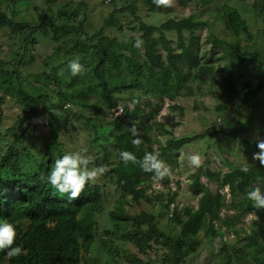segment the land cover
Wrapping results in <instances>:
<instances>
[{
  "label": "trees",
  "instance_id": "trees-1",
  "mask_svg": "<svg viewBox=\"0 0 264 264\" xmlns=\"http://www.w3.org/2000/svg\"><path fill=\"white\" fill-rule=\"evenodd\" d=\"M22 1L0 0V31H7L13 43L20 35H26L21 46L24 52L28 48L32 51L42 37L55 42L71 38V35L75 38L62 55L58 47L46 57L41 73L29 75L43 86L44 93L37 95L27 92L21 82L25 78L20 69L35 62L33 54L27 59L22 55L6 60L3 50H0V218L16 225L18 235L13 246L20 244L27 250L25 255L16 258L3 257L5 252L0 251V264H64L77 257L81 249L87 251L96 243V216L103 202L105 185L90 182L81 195L69 203L67 197L47 185L42 176L47 175L55 158L71 149L78 150L81 141L73 134L64 135L66 130H75L87 137L89 154L95 157V152L100 148L96 150L93 147L98 127L105 126L111 128L109 152L114 154L111 155L114 156L113 166L106 175L131 200L130 203L125 197L120 198L118 205L108 215L110 221L114 222L116 233L120 232L123 237L119 240L133 239L140 251L148 253L153 243L157 246L156 251L159 250L156 239H165L167 246L171 245L172 253H162V261L187 264L183 260L186 255L183 249L207 224L204 234L208 238L220 236L222 228L231 229L235 234H245L242 246L234 250L237 263L264 264V209H254L252 203L244 198V194L254 187L264 191V168L260 167L258 161L242 165L249 168L247 173L239 171L240 166L224 174L211 175V182L217 185L214 192L200 182L202 168L196 169L191 174L189 188L200 194L197 208L185 207L184 218L174 212V221L179 226L175 238L159 231L152 214L146 211L139 214L125 213L124 204L150 201L143 185L156 177L153 173L143 172L139 164L129 162L125 165L118 160V153L122 150L134 153L138 160L145 152H158L159 158L170 165L175 161L172 153L181 147L193 141L205 142L216 135V131L211 128L195 137L171 138L166 145L159 146L157 152L152 147L154 143L150 136L154 129L163 134L168 132L155 120L164 99L191 95V84L200 88L205 84L213 87L219 83L231 88L233 84L227 79V72L252 75L244 78L237 89L239 107H246L247 114L238 121L237 127L230 129V139L245 143L238 133L249 129L256 114L255 109L264 107V45L256 43L249 23L251 21L237 5L252 1L250 11L254 18H260V38H263L264 0H222L216 18L222 21L224 29L235 40L226 42L209 34L205 39L210 48L207 60L200 58L199 44L193 37L196 30L205 27V22L194 14L178 19L168 18L160 25H150L138 15L140 10L136 6L137 0H130L129 5L113 9L103 20L100 31L89 35L83 30L87 20L85 16L77 25L64 22L57 25L51 16L35 7L34 11L38 10L42 17L38 13L32 17L34 23H28L19 10ZM116 1L112 0V3ZM177 1L184 9L186 1ZM216 1L220 0H200L198 4L205 7ZM145 5L146 15L165 14L171 10L169 7H157L153 0L145 1ZM76 12L69 15L63 9L60 16L67 17L69 22L75 19ZM128 12L131 20L124 25V30L129 34L125 42L118 43L115 37L108 38L102 33L115 25L117 14ZM49 31L51 39L48 38ZM169 34L176 37L175 47L167 37ZM186 35L190 36L186 38ZM137 39L142 41L139 48L144 60L137 58L138 50L133 46ZM77 59L83 71L72 76L67 65L69 61ZM2 74L5 76L1 78ZM13 79L16 80L15 85ZM137 93H150L157 98V105L146 112L149 103L140 104L139 98L135 97ZM51 95L54 99H51ZM90 96H95L97 100L90 102ZM118 101L131 103L132 109L126 114L131 117V125H135L137 135L142 140L140 145L131 143L134 138L129 130L131 127L123 126L122 119L116 118L113 123H108L102 116L105 108L116 107ZM6 108L17 112L10 126L5 125ZM216 110L222 112L226 107L217 105ZM6 139L10 141L5 142ZM107 154L103 152V155ZM161 180L166 182L167 177ZM224 188L228 190V202L221 193ZM226 209L234 213L221 216ZM248 214L253 217L249 232L234 229ZM216 224L220 229L215 228ZM111 237V231L104 229L100 242L106 244V240ZM192 243L199 244L194 240ZM108 253L111 254L109 250ZM130 262L150 264L135 255L130 258Z\"/></svg>",
  "mask_w": 264,
  "mask_h": 264
},
{
  "label": "rangeland",
  "instance_id": "rangeland-1",
  "mask_svg": "<svg viewBox=\"0 0 264 264\" xmlns=\"http://www.w3.org/2000/svg\"><path fill=\"white\" fill-rule=\"evenodd\" d=\"M145 1L147 0H137L136 6L138 10H140L138 15H140L147 24L160 25L167 21L168 18L178 19L189 16V14H194L205 22V27L196 30L193 34V37L197 39L199 44L201 59L207 60L210 53L209 44L205 41L209 34L223 39L226 42L235 40V38L230 36L224 29L222 21L216 18V16H219L222 0L214 3L212 2L205 7L198 4L200 0H184L186 1L184 9H181L177 0H171V6L169 7L171 10L168 13L149 15H146L144 11V7L146 6ZM129 3L130 0H117L114 3H112V0H23L20 3L19 10L22 11L23 18H25L28 23H34L32 21L34 18L32 17L38 15V13L42 17L41 13L37 12L38 10L34 11L35 7H38L39 10L51 16L57 25L63 22L70 25H77L78 21L85 16L87 20H85L86 24L83 30L89 35H94L97 31H100L103 20L108 17L113 9L127 6ZM251 3L252 1H249V3L237 6L244 13L243 15L251 21L249 23L252 26V33L256 43L258 45H264V37L260 38V18L258 16L254 18L250 11ZM63 9H65L69 15L77 10L75 19L67 22V17H61L60 12ZM116 18L115 25L110 29L103 30L102 33L108 38L115 37L118 43H122L125 42L126 38L129 36L124 30V25L131 20V16L128 12L125 14H117ZM8 36L7 31H0V50H3V57L8 60L14 57L17 58L18 56L22 57L23 55L25 59H27L29 55L33 54L35 62L20 69L22 76L25 78L21 79V82L27 92L35 95L44 93L43 86H41L40 83L38 84L36 80H32V76L42 72L46 57L51 55L58 47L60 48L59 54L62 55L63 50L71 46V42L74 41L75 36L71 35V38L62 39V41L59 42L42 37L40 38L39 44H37L32 51L28 48L26 52L21 49L26 35H20L15 43H13L14 40H10ZM189 36L190 35H186V38ZM167 37L172 46L175 47V35L169 34ZM48 38H52L50 31L48 32ZM242 43L243 41L241 44ZM137 50V58L139 60H144L140 48H137ZM29 75L32 76L29 77ZM225 75L233 84L231 88H226L219 83L217 86L213 87H207L205 84L204 86H200V88H195V85L191 84L193 90L191 95L183 97L178 96L173 100L164 99L163 103L160 104L155 120L161 125L163 130H167L168 132L163 134V132H158L154 129V132L151 133L150 136L154 143L152 146L154 151H156L159 146L166 145V142L171 138L178 139L185 136L195 137L211 128L214 129L217 134L205 142L202 140L193 141L181 147L175 153H172L175 161L170 165L165 163V166L169 169L166 175L167 181L164 182L161 179L151 178L143 185L145 194L150 199L149 202L141 200L138 204L123 205L125 213L128 214H139L142 211L152 214L155 217L157 228L167 237L177 238L179 233V226L174 221V212L175 214L177 213L176 215L182 216L185 207L191 209L197 208V201L200 194L191 191L189 188V184L191 183L190 176L196 169H193L188 164L186 160L188 154L198 152L202 155L200 182L213 192L217 185L211 182V175L214 173L224 174L236 167L254 164L256 162L253 161L251 157L253 152L257 151L256 141L258 139H264V110L260 111L252 120L249 129H244L238 133L240 138L245 141L244 144L238 143L228 136V127L231 125L237 127L238 121L242 120L247 114L246 107H239V93H237V89L240 87V82L244 78H250L252 75L246 72H227ZM4 76L5 75L2 74L1 78ZM12 81L13 85H15L16 80L13 79ZM46 92L49 94L48 90H46ZM135 97L139 98L140 104L149 103V107L145 110L146 112L157 105V98L150 93L146 95L137 93ZM51 99H54L52 95ZM95 100H97L95 96L89 97L90 102H94ZM217 105L225 106L226 110L218 112V110H216ZM124 107L127 108L124 109ZM131 109L132 105L130 102L122 103L118 101L116 107L105 108L102 116L108 123H113L116 118H119L123 120V126L132 127V119L126 114V111ZM4 112L5 120H7L5 125L10 126L14 123L17 112L12 108H6ZM88 113L89 112H87L86 115H88ZM96 124L97 121H95V125ZM261 127L263 129H261ZM110 133L111 128L109 126L98 127L97 140L94 142L93 147H95L96 150L100 148L98 152H95V157L89 154L87 137L70 129L63 133L66 136L73 134L81 141L77 151L83 148L87 150L85 154L91 161L89 167L105 168V172L94 181L97 184L105 185V192L102 193L103 202L100 204V212L96 216L98 228L96 243H93L87 251L81 249L77 257L65 261L64 264H87L88 262L93 264H132L130 258L133 255L137 256V258L144 263L149 261L150 264H170L162 261L161 256L162 253H172V247L170 244L169 247L167 246L165 239L158 238L155 240L156 242L158 241L157 244L160 246L158 251H156L157 246L153 243L152 249L148 248L149 252L144 253L134 244L132 241L133 239L128 238V240L125 239L126 241L119 240L123 237L120 232L116 233L114 222L110 221L108 215L118 205V200H120V198L125 197L131 203L130 197L123 195L119 187L115 186L110 177L106 175L113 166L114 160V156H111L114 154L109 152V144L112 139ZM9 141L10 140L6 139L5 142ZM1 145L3 146V144ZM102 147H104V149L100 150ZM71 150L74 151L73 149ZM103 152L108 154L103 155ZM97 154L99 155L98 157ZM60 155H62V153ZM56 159L57 158H55V160ZM221 193L224 194L228 202L229 195L227 191L223 189ZM233 213V211L226 209V211H222L221 216H231ZM182 218L184 217L182 216ZM252 218V214H248L234 229L246 231V233H248ZM204 227L207 228V224ZM206 228L192 239L199 244L193 245L192 240L187 242L188 247L183 249V253H186L183 258L184 262L187 264H239L236 262L237 258L235 257L236 253L234 254V250L236 251L242 246L245 234H235L231 229L226 230L222 228V230H220V236L208 238L204 234ZM215 228L220 229V226L216 224ZM104 229L111 231L112 236L109 238L110 240H106V244L100 242V239L103 237ZM131 230L132 229H130V231ZM133 233L130 235H133ZM153 238H156V236ZM164 244H166V247L162 248ZM223 247H225V249ZM108 250L111 254L108 253ZM3 257H6L5 253Z\"/></svg>",
  "mask_w": 264,
  "mask_h": 264
},
{
  "label": "clouds",
  "instance_id": "clouds-1",
  "mask_svg": "<svg viewBox=\"0 0 264 264\" xmlns=\"http://www.w3.org/2000/svg\"><path fill=\"white\" fill-rule=\"evenodd\" d=\"M153 3L157 7L171 6V0H153ZM141 44L142 41L137 39L133 46L139 48ZM67 68L72 76H77L83 71V66L78 59L69 61ZM132 103L135 104V101ZM262 110H264V107L256 108L254 118ZM228 128V136L231 137L232 134L230 129L234 127L231 125ZM261 129L263 128L261 127ZM129 130L132 137H134L131 140V143L133 145H140L142 140L137 135L135 125H133ZM256 149L257 151L253 152L251 159L253 161H258L260 167L264 168V139H258L256 141ZM86 151V149H81L79 151L66 152L54 161L53 165L48 170L47 175L42 176V179L47 183V185H49L57 193L66 196L69 203L81 195L87 184L95 181L98 176L105 172L104 167H89L91 161L85 154ZM202 159V155L198 152H194L186 156L188 164L193 169L201 167ZM118 160L125 165L129 162L139 164V167L143 172L153 173L157 179H163L169 172V169L165 166L164 161L159 158L158 152H145L143 157L138 160L134 153L122 150L118 153ZM239 171L247 173L249 168L247 166H241ZM224 189L228 191L227 188ZM244 198L252 203L254 209H264V191H262L260 187H254L247 191L244 194ZM17 235L16 225L11 222H7L4 218H0V251L5 252V256L8 258L20 257L25 255L27 252V250L20 244H15V246H13L17 239Z\"/></svg>",
  "mask_w": 264,
  "mask_h": 264
}]
</instances>
